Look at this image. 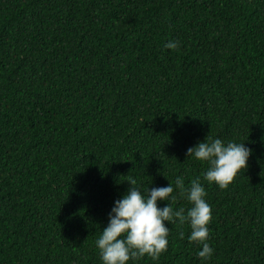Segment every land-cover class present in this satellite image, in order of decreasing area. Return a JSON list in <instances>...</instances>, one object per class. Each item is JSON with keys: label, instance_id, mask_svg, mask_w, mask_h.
<instances>
[{"label": "trees", "instance_id": "obj_1", "mask_svg": "<svg viewBox=\"0 0 264 264\" xmlns=\"http://www.w3.org/2000/svg\"><path fill=\"white\" fill-rule=\"evenodd\" d=\"M208 136L253 152L226 190L187 161ZM133 177L199 179L209 264H264V0H0V264H101ZM166 226L158 264H201Z\"/></svg>", "mask_w": 264, "mask_h": 264}, {"label": "clouds", "instance_id": "obj_2", "mask_svg": "<svg viewBox=\"0 0 264 264\" xmlns=\"http://www.w3.org/2000/svg\"><path fill=\"white\" fill-rule=\"evenodd\" d=\"M165 47L175 51L179 43L169 42ZM252 155L245 143H225L210 136L186 153L187 161L191 158L208 166L203 174L204 182L221 190H226L248 168ZM169 182L168 187L145 191L137 186L135 177L128 180L129 191L115 202L108 226L95 241L101 264H141L145 258L158 264L169 246L170 230L166 225L177 222L189 225L188 243L200 249L197 255L201 264H209L215 250L209 243L212 209L206 199L205 187L199 179L193 180L190 187L185 186L183 177H177L174 186ZM177 191L191 206L186 215L185 209L174 211L168 203L167 207H158L160 202H167L169 198L174 203L173 193Z\"/></svg>", "mask_w": 264, "mask_h": 264}]
</instances>
